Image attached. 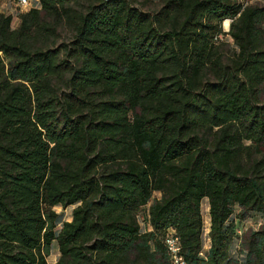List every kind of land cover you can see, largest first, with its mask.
<instances>
[{"label": "trees", "instance_id": "1", "mask_svg": "<svg viewBox=\"0 0 264 264\" xmlns=\"http://www.w3.org/2000/svg\"><path fill=\"white\" fill-rule=\"evenodd\" d=\"M16 17L0 11V264H47L52 241L53 264H172L170 228L189 264H264V0Z\"/></svg>", "mask_w": 264, "mask_h": 264}, {"label": "rangeland", "instance_id": "2", "mask_svg": "<svg viewBox=\"0 0 264 264\" xmlns=\"http://www.w3.org/2000/svg\"><path fill=\"white\" fill-rule=\"evenodd\" d=\"M134 1V3H136L138 6L142 7L143 9H147V10H154L155 8H157L160 5L161 0H132ZM34 3V2H32ZM27 8V6H18L15 2V0H0V11H2L3 13H9L11 14L12 18H11V25L15 26L16 23L18 22V18L16 17V14L20 11V10H25ZM226 21H228L229 23V19H227ZM222 28L223 30H227L229 28V26L227 28L223 27V23H222ZM223 38L228 41L230 43V45H233L232 42V38L230 37L229 34L225 33L223 34ZM160 195L159 192L154 191L153 192V196L158 197ZM74 206V204H69L65 207H61L60 205H54L53 209L55 210V212L58 213V218L59 220H68L70 218V211L71 208ZM203 223L204 226L207 227L208 225V211H207V206L205 203H203ZM207 211V212H206ZM143 214V211H142ZM235 222L237 223V226L240 227V230L242 231L245 228L251 227V228H256L258 227L259 223L262 221V217L260 216L259 213H253L252 215H250L248 218L239 221L237 218H234ZM237 244H238V240L236 238H233L232 241L230 242L229 246H228V255L232 256V257H237L239 256L238 252H237ZM209 245V241L208 239L206 240L205 243V248ZM58 251L56 248V243L55 241L51 242L50 245V250H49V254L46 256V263L47 264H53V262L55 261L56 257H57Z\"/></svg>", "mask_w": 264, "mask_h": 264}, {"label": "built area", "instance_id": "3", "mask_svg": "<svg viewBox=\"0 0 264 264\" xmlns=\"http://www.w3.org/2000/svg\"><path fill=\"white\" fill-rule=\"evenodd\" d=\"M15 2L18 6L28 7L30 5L35 4L37 0H15ZM238 231L240 232L241 230ZM164 240L167 246V250L171 255L172 264H189L187 261H184L183 259V254L181 253V248L176 239V233L174 229L170 228L167 230Z\"/></svg>", "mask_w": 264, "mask_h": 264}, {"label": "bare ground", "instance_id": "4", "mask_svg": "<svg viewBox=\"0 0 264 264\" xmlns=\"http://www.w3.org/2000/svg\"><path fill=\"white\" fill-rule=\"evenodd\" d=\"M228 24H229L228 21L225 20V21L223 22V27H224V28H227V27H228ZM176 239H177V241H178V238H177V237H176ZM164 242H165V240H164ZM178 243H179V241H178ZM165 245H166V244H165ZM179 246H180V245H179ZM166 247H167V246H166ZM183 259H184V257H183ZM184 261H185V259H184Z\"/></svg>", "mask_w": 264, "mask_h": 264}]
</instances>
